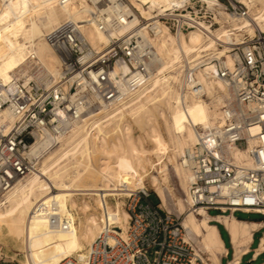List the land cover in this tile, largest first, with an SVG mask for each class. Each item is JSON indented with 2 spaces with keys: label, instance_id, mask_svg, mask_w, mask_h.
Masks as SVG:
<instances>
[{
  "label": "built area",
  "instance_id": "built-area-1",
  "mask_svg": "<svg viewBox=\"0 0 264 264\" xmlns=\"http://www.w3.org/2000/svg\"><path fill=\"white\" fill-rule=\"evenodd\" d=\"M97 4L102 9L93 12V20L109 35L108 44L95 48L77 23L65 21L47 35L62 58L55 81L40 79V66L15 71L7 82L0 79V114L8 111L13 118L0 124V198L38 170L41 158L32 159L29 151L39 133L56 143L76 124L106 119L116 105L136 97L157 74L155 39L160 32L198 31L205 37L215 29L230 30L234 21L251 17L252 0H99ZM237 32L224 43L226 57L203 52L183 75L185 90L191 94H204L199 79L203 73L225 81L233 95L223 104L217 125L200 131L185 154L191 172L187 194L191 213L264 214V32L258 28ZM29 61L36 59L32 55ZM206 63L215 68L207 69ZM238 149L245 151L240 161L233 156ZM128 191L126 229L106 218L102 208V230L88 254L69 256L59 264H208L197 255L180 217L159 202L153 204L148 188ZM32 215L46 218L54 227L70 225L55 204L38 202ZM0 264H5L1 251Z\"/></svg>",
  "mask_w": 264,
  "mask_h": 264
},
{
  "label": "bare ground",
  "instance_id": "bare-ground-1",
  "mask_svg": "<svg viewBox=\"0 0 264 264\" xmlns=\"http://www.w3.org/2000/svg\"><path fill=\"white\" fill-rule=\"evenodd\" d=\"M98 1L0 0V79L7 82L15 71L26 72L40 66L39 78L48 84L55 81L61 73L62 58L47 35L65 21L77 23L95 48L108 44L109 35L93 20V12L102 9ZM134 4L144 12L140 2ZM232 26L230 30L215 29L205 37L198 31L188 35L160 32L155 39L157 74L132 101L116 105L106 119L92 117L91 122L76 124L70 132L59 136L56 143L44 133L36 136L29 156L41 158L38 170L0 198V239L6 238L23 250L25 264H59L69 256L88 254L102 230V208L106 218L126 229L129 214L122 198L129 195L128 189L147 188L146 179L166 204L168 192L162 183L167 181L169 166L188 194L191 172L186 167L187 149L196 144L200 131L217 125L223 104L232 100L233 95L225 81L207 78L203 73L199 79L204 94H191L185 90L183 75L194 67L203 52L226 57L224 43L232 33L239 35L237 31L246 28L264 32V0H252L251 17L234 21ZM219 43L222 48H217ZM32 55L35 62L29 61ZM206 66L215 68L211 63ZM126 115L136 124L144 121L147 127L144 138L134 139L133 123ZM160 119L164 120L163 127L159 125ZM12 120L8 111L0 114V124ZM114 122L111 138L107 128ZM117 131L121 134H116ZM145 138L151 147L145 145ZM233 156L240 161L245 151L238 149ZM90 197L101 209L100 215L87 199ZM38 202L57 205L60 213L69 217V227H54L46 218L33 216ZM177 202L185 214L183 226L187 238L200 244L197 255L203 258L202 252H206L210 264H220L224 248L217 227L210 222V214L205 210L187 212L184 202L181 199ZM220 219L231 232L237 249L235 260L228 264H238L244 251L240 248L250 242L252 231L259 225L233 215ZM261 247L264 248V236Z\"/></svg>",
  "mask_w": 264,
  "mask_h": 264
},
{
  "label": "rangeland",
  "instance_id": "rangeland-1",
  "mask_svg": "<svg viewBox=\"0 0 264 264\" xmlns=\"http://www.w3.org/2000/svg\"><path fill=\"white\" fill-rule=\"evenodd\" d=\"M126 119L129 120L130 124L133 123L132 124V127H133V136H134V139L137 140L139 138V136L141 138H144L145 137V130L144 129L145 128L147 129L146 126L144 127V125H145L144 124V121L141 120L140 123L136 124L133 120L131 121V118H130L129 115H126ZM115 122L113 123V125L108 126V128H107V130L109 131V135H110L111 138L114 137V134H112L110 131H111L112 128L115 127L114 126V125H116ZM163 124H164V120L163 119H160L159 120V125L161 127H163ZM109 127H110V129H109ZM119 132L117 131L116 134L117 133L119 134ZM120 134H121V132H120ZM141 135H143V136H141ZM110 137H109V139H110ZM145 143H146L145 145L147 147H151V144H150L149 140L146 139V138H145ZM94 158H95V156H94ZM153 160H154V158H153ZM178 161L181 162V159L179 157H178ZM151 171L153 173L155 172V170L153 171V169ZM168 172L169 173L167 175V181L166 182H163L162 181L163 182L162 183V186L164 187V189L166 188V191L168 192V201H167L166 204H163V202H162L161 198L159 197L158 193L151 186L150 181L149 180L147 181V179L145 180V186L151 192L150 201L153 204H157L159 202L164 210L169 211L173 215L180 217V221L182 223H184V221H185V214H182L181 211L179 210V207H178V204H177L178 202L177 201L179 199H181L184 202V204L186 206V209H187V212H188V198H187V193H186V190H185L184 186L181 184L180 179L177 176V174L175 173V171H174V169H173L172 166H169ZM158 176L160 177V175H158ZM87 199L90 201V203L94 207H96V209L98 210V211L96 210V212H97V214L100 215L101 214V209L99 207L97 208V204L95 202V199L92 198V197L87 198ZM122 199H124V202L126 201V198H122ZM217 213H220V212L219 211H216V210H210L209 211V214H217ZM235 215L238 218H244V219H259V218L262 217L261 215H258V214H248V213H243V212H240V211H237L235 213ZM223 236H224V239L226 241H228L227 234L224 233ZM256 240H258V234L256 236ZM194 242H195L196 251L199 252V245L200 244H199L198 241H196V239H195ZM0 251L4 255L5 264H25L24 261H23V256L25 254L23 252V250L15 247L11 242H9L8 240H6V238L0 239ZM202 254H203L204 261H206V262H208L210 264V261L207 258L206 252H202ZM247 258L248 257L245 258L243 264H249L248 261H247ZM253 264H258V263H253Z\"/></svg>",
  "mask_w": 264,
  "mask_h": 264
},
{
  "label": "crops",
  "instance_id": "crops-1",
  "mask_svg": "<svg viewBox=\"0 0 264 264\" xmlns=\"http://www.w3.org/2000/svg\"><path fill=\"white\" fill-rule=\"evenodd\" d=\"M235 213L233 214V216L237 218L238 220L247 221L249 223L253 222L259 225L256 229L252 231V238L250 242H248L247 244L243 245L240 248L241 250H244V251H242L241 253V257H240L238 264H243L246 257H248L247 261L249 264H253V263L264 264V248L262 249L261 247L262 239L264 236V214L251 212L248 214H258V215H261L262 217L259 219H244V218L236 217ZM243 213H246V212H243ZM230 215L231 214H222V213L210 214V216L212 217V219H210V222L217 227L219 237L222 241L223 248H224V252L220 256V264H223L226 261H231L233 259L235 260L236 258L237 249L234 246L235 244L233 243L234 241L232 239L233 238L232 234L227 228V226H225L223 220L220 219L225 216L230 217ZM224 233L227 234L228 241L224 239V236H223ZM257 234H258V240H256Z\"/></svg>",
  "mask_w": 264,
  "mask_h": 264
}]
</instances>
